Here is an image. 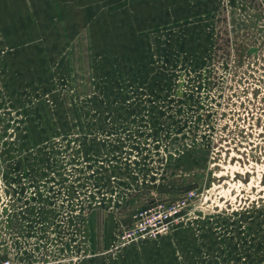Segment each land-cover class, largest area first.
<instances>
[{"label":"rangeland","instance_id":"374dc122","mask_svg":"<svg viewBox=\"0 0 264 264\" xmlns=\"http://www.w3.org/2000/svg\"><path fill=\"white\" fill-rule=\"evenodd\" d=\"M264 264V0H0V264Z\"/></svg>","mask_w":264,"mask_h":264},{"label":"built area","instance_id":"2783aa9c","mask_svg":"<svg viewBox=\"0 0 264 264\" xmlns=\"http://www.w3.org/2000/svg\"><path fill=\"white\" fill-rule=\"evenodd\" d=\"M2 264H10L8 261L3 262Z\"/></svg>","mask_w":264,"mask_h":264}]
</instances>
